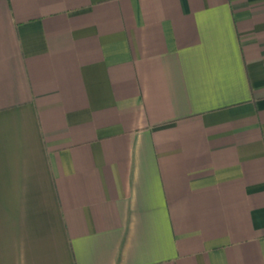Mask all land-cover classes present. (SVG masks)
Segmentation results:
<instances>
[{
	"label": "crops",
	"instance_id": "0c3cea01",
	"mask_svg": "<svg viewBox=\"0 0 264 264\" xmlns=\"http://www.w3.org/2000/svg\"><path fill=\"white\" fill-rule=\"evenodd\" d=\"M0 264H264V0H0Z\"/></svg>",
	"mask_w": 264,
	"mask_h": 264
}]
</instances>
